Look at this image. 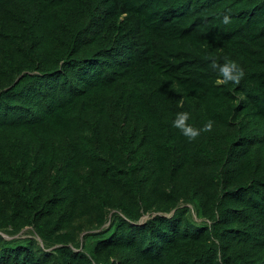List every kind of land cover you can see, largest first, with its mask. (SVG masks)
<instances>
[{
    "label": "trees",
    "instance_id": "16d2710c",
    "mask_svg": "<svg viewBox=\"0 0 264 264\" xmlns=\"http://www.w3.org/2000/svg\"><path fill=\"white\" fill-rule=\"evenodd\" d=\"M0 264H264V0H0Z\"/></svg>",
    "mask_w": 264,
    "mask_h": 264
},
{
    "label": "clouds",
    "instance_id": "9594fccd",
    "mask_svg": "<svg viewBox=\"0 0 264 264\" xmlns=\"http://www.w3.org/2000/svg\"><path fill=\"white\" fill-rule=\"evenodd\" d=\"M230 21L231 16L224 14L222 17V23L227 25ZM211 67L219 70L222 74L220 78L225 82L232 81L238 84L245 75L243 67L238 62L230 59L226 60L223 64H219L213 60ZM190 116L191 113L188 111L178 112L176 113V118L173 121V125L179 128L189 140L198 137L202 131H209L212 129L214 123L212 120L207 121L201 128L188 123Z\"/></svg>",
    "mask_w": 264,
    "mask_h": 264
},
{
    "label": "rangeland",
    "instance_id": "374dc122",
    "mask_svg": "<svg viewBox=\"0 0 264 264\" xmlns=\"http://www.w3.org/2000/svg\"><path fill=\"white\" fill-rule=\"evenodd\" d=\"M192 214L194 216V219L198 222H201L202 219L198 217L197 212L195 210V208L192 206ZM151 215H146L143 217V222L147 221L150 218ZM110 222L106 225V227H109ZM83 230V231H82ZM94 229H91V227H88V224L86 223L85 228H81V230L79 231V239L81 242H84L85 240V235L87 232L93 231ZM3 234V236L8 239V240H12L14 238H33L38 240V242L45 247V243L44 241L40 238V236L38 235L36 229L32 226H28L25 229H23L21 232L19 233H15L13 232L11 229L5 232H1Z\"/></svg>",
    "mask_w": 264,
    "mask_h": 264
}]
</instances>
